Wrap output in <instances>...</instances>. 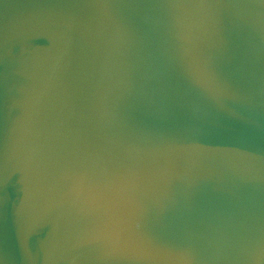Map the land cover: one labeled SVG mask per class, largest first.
<instances>
[{
	"label": "water",
	"instance_id": "1",
	"mask_svg": "<svg viewBox=\"0 0 264 264\" xmlns=\"http://www.w3.org/2000/svg\"><path fill=\"white\" fill-rule=\"evenodd\" d=\"M0 264H264V0H0Z\"/></svg>",
	"mask_w": 264,
	"mask_h": 264
}]
</instances>
